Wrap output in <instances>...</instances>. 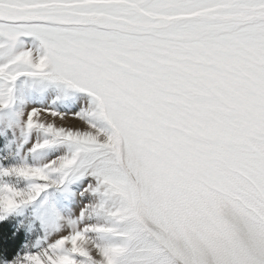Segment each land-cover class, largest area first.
I'll list each match as a JSON object with an SVG mask.
<instances>
[{"label": "snow or ice", "instance_id": "1", "mask_svg": "<svg viewBox=\"0 0 264 264\" xmlns=\"http://www.w3.org/2000/svg\"><path fill=\"white\" fill-rule=\"evenodd\" d=\"M0 264H264V0H0Z\"/></svg>", "mask_w": 264, "mask_h": 264}]
</instances>
